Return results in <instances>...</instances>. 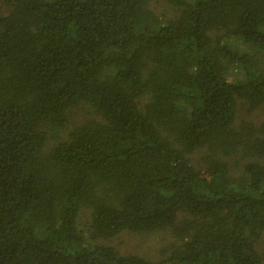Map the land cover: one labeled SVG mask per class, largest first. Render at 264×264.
<instances>
[{"label":"trees","instance_id":"16d2710c","mask_svg":"<svg viewBox=\"0 0 264 264\" xmlns=\"http://www.w3.org/2000/svg\"><path fill=\"white\" fill-rule=\"evenodd\" d=\"M151 1L0 0V264H264V0Z\"/></svg>","mask_w":264,"mask_h":264},{"label":"rangeland","instance_id":"374dc122","mask_svg":"<svg viewBox=\"0 0 264 264\" xmlns=\"http://www.w3.org/2000/svg\"><path fill=\"white\" fill-rule=\"evenodd\" d=\"M151 10L163 20L173 19L177 15V9L167 0H152ZM80 108L74 111L73 121H83L90 118ZM245 120L259 125L264 121V108L250 110L246 104L239 105V121ZM89 214L83 212L79 219V228L87 230ZM98 244L112 246L123 255H136L152 262L165 261L176 245V240L170 230L149 234H133L124 232L111 240H100ZM260 248H264V236Z\"/></svg>","mask_w":264,"mask_h":264}]
</instances>
